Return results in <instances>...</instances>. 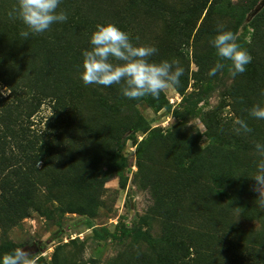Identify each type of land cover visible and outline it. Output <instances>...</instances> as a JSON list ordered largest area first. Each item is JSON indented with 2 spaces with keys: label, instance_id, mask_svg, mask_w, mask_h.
<instances>
[{
  "label": "trees",
  "instance_id": "trees-1",
  "mask_svg": "<svg viewBox=\"0 0 264 264\" xmlns=\"http://www.w3.org/2000/svg\"><path fill=\"white\" fill-rule=\"evenodd\" d=\"M16 3L0 0L1 226L49 211L52 202L63 212L94 215L105 184L122 171L126 141L151 130L136 104L144 101L156 110L171 107L164 93L158 99L130 100L118 85L82 84L81 52L89 47L97 24L114 23L134 43L154 45L158 52L150 59L159 62L180 55L191 39L211 43L217 15L230 21L229 30L236 34L247 13L232 0H62L66 22L21 40L24 25L7 15ZM154 22L161 30L152 36ZM247 28L248 35L238 36L237 43L252 62L235 78L228 71L230 61H223L225 68L215 77L207 76L218 60L212 45L193 54L196 80L210 83L220 73L232 78L220 107L204 113L205 131L182 128L197 115L200 101L185 94L187 67L181 86L175 87L186 103L173 111L177 124L166 135L154 130L150 138L165 149L166 166H154L148 140L140 144L141 180L153 196L149 211L163 218L164 232L153 238L147 230H117L150 249L111 264H264V206L250 177L261 159L254 144L264 142V120L249 116L251 107L264 105V6ZM45 104L50 113L37 120ZM241 119L251 132L238 130L236 121ZM156 167L161 168L154 171ZM181 215L185 221L177 223ZM239 220L256 221L261 229L244 230ZM93 233L107 237L96 228ZM16 249L15 243L6 242L0 255ZM33 259L28 257V263Z\"/></svg>",
  "mask_w": 264,
  "mask_h": 264
},
{
  "label": "rangeland",
  "instance_id": "rangeland-1",
  "mask_svg": "<svg viewBox=\"0 0 264 264\" xmlns=\"http://www.w3.org/2000/svg\"><path fill=\"white\" fill-rule=\"evenodd\" d=\"M177 1V0H176ZM236 5L247 9L245 22L236 31V36L248 35L247 24L253 16L264 6V0H232ZM179 4V3H178ZM205 15V13L202 15ZM218 24L230 29V21H225L217 15ZM201 18V19H202ZM201 20L199 21V23ZM156 35L161 30V24H151ZM234 30L233 28H231ZM211 46L207 40L191 39L189 44L182 47L180 55H172L184 69L189 67V85L185 94L193 96V102L200 99L197 115L182 123L183 130L198 129L205 131L202 121L204 113L212 111L223 103L227 87L232 82L229 74H222L210 83L196 80L193 75L197 71L194 64V52H205ZM4 92H7L2 88ZM170 108L156 110L144 101L136 104V109L151 123V130L138 133L136 139H128L124 145L120 164L122 171L105 184L99 205L94 215L63 212L52 202L49 211L33 212L15 226L0 225V248L6 242L15 243L17 249L23 248L28 257H34L28 264H111L136 251H147L150 246L142 240L124 237L117 230H147L153 238H159L164 232L163 218L149 211L153 204L150 189L144 188L138 167V151L144 140L151 143L149 147L153 163L166 166L168 159L165 149L156 139H151L154 130L161 134H168L178 120L173 116L175 109H181L183 95L176 88L164 92ZM48 105L42 106L41 113L36 117L48 116ZM206 141L201 142L205 144ZM150 158V159H151ZM149 162V160H148ZM161 167H156L160 170ZM186 207V205H184ZM179 214L183 212V203L177 205ZM185 221V215L177 219V223ZM244 230H260L261 224L256 221L243 222L239 220ZM193 222H189L192 225ZM94 228L100 232H107L105 238L95 236ZM184 230V229H182ZM117 232V233H116Z\"/></svg>",
  "mask_w": 264,
  "mask_h": 264
},
{
  "label": "clouds",
  "instance_id": "clouds-1",
  "mask_svg": "<svg viewBox=\"0 0 264 264\" xmlns=\"http://www.w3.org/2000/svg\"><path fill=\"white\" fill-rule=\"evenodd\" d=\"M61 4L62 0H17L7 15L9 19H18L24 25L19 36L25 40L49 31L54 24L66 22L68 13L61 8ZM237 39L233 31L226 30L223 24L217 25L211 45L218 60L208 69V77H215L225 68L223 61H230L228 71L233 78L246 71L252 56L237 43ZM157 52L154 45L134 43L130 34L114 23L97 24L90 35L89 47L81 52L79 79L86 87L118 85L120 93L130 100L146 96L158 99L161 93L181 86L185 69L175 59L152 61L150 58ZM249 116L264 120V105L251 107ZM236 124L243 133L251 132L245 120H237ZM254 148L261 159L256 174L250 177L256 181L258 199L264 206V142H256ZM0 264H28V253L19 248L0 255Z\"/></svg>",
  "mask_w": 264,
  "mask_h": 264
}]
</instances>
